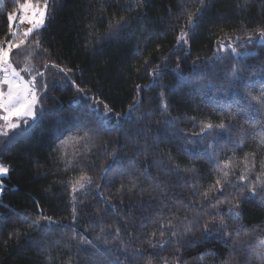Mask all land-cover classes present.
Listing matches in <instances>:
<instances>
[{
    "label": "trees",
    "instance_id": "obj_1",
    "mask_svg": "<svg viewBox=\"0 0 264 264\" xmlns=\"http://www.w3.org/2000/svg\"><path fill=\"white\" fill-rule=\"evenodd\" d=\"M240 2L217 0L212 11L201 20L189 45L184 47L176 46L178 26L185 19L178 17L181 4L191 7V0H147L144 15L133 25L132 34L87 48L84 47L89 31L86 24L97 15L99 0H61L52 9L55 18L43 32L50 58L72 68L69 75L85 92L94 94L114 112L128 115L119 119L113 116L91 145L84 164L102 187L87 192L73 223L69 181L80 175V169L63 171L64 165L56 163L53 149L58 137L70 135L78 119L91 114L92 102L82 99L63 74L51 70L50 84L54 77L59 83L50 87L49 95L55 99L46 103L52 108L59 102L57 114L44 116L32 125L27 135L0 146V162L10 169L3 177L4 192L0 195V264H67L69 258L72 264H148L150 256L154 257L151 264H163L161 257H166L169 264H176L175 242L164 249L142 243L159 227L160 210L168 214L164 205L187 203L191 196L194 177L170 164H179L181 169L195 167L202 177L201 190H206L215 179L210 159L212 150L207 145L215 143L221 160L232 156L234 150L242 158L245 152L255 149V143L249 137L242 148L235 149L236 132L250 131L248 122L258 121L264 115L249 112L244 99L245 85L254 94L264 89V45L254 43L238 48L239 56L217 51V40L226 34L240 35L245 28L264 26V0H252L246 11L237 8ZM16 10L14 0H1L0 38L8 31L6 13ZM127 15L136 16L137 12ZM27 26H19L18 34ZM106 31V23L97 29L98 35ZM145 60L149 63L145 64ZM156 65L161 66L156 69L159 76L154 78L150 73ZM229 106L236 113L231 131L217 130L206 134V138L192 136L199 132L201 122L216 124L226 119ZM185 134L193 143H188ZM105 143L118 150L116 158H111V151L105 155L102 146ZM67 151H73L71 144ZM166 153H171V161ZM102 166L110 170L103 173L101 180ZM36 202L55 222H43L45 227L30 231L19 246L15 240L5 245L10 231L26 228L21 222L22 214L27 212L35 217ZM240 211L235 227L251 230L255 226V235L264 234V205L258 198L244 200ZM195 215L194 211L187 212L188 219L194 222V231L180 240L183 261L220 264L206 254L226 256L224 238L219 233L205 236L195 230L200 227L194 221ZM185 226L186 222L178 225L181 231ZM80 236L92 244L78 243ZM159 239L157 233L156 240ZM30 241L40 242L47 251L32 250Z\"/></svg>",
    "mask_w": 264,
    "mask_h": 264
},
{
    "label": "snow or ice",
    "instance_id": "obj_2",
    "mask_svg": "<svg viewBox=\"0 0 264 264\" xmlns=\"http://www.w3.org/2000/svg\"><path fill=\"white\" fill-rule=\"evenodd\" d=\"M91 2V0H90ZM217 0H191L192 6L187 3L181 4L180 17L185 18L184 23L178 26L176 35V46L184 47L189 45L193 35L200 25L201 20L205 15L212 11ZM61 0H14L16 11L6 13L8 21V31L4 37L0 38V121L5 122V126L10 129H16L12 137L4 141L5 146L16 137L27 135L32 125L46 115H55L59 111L58 104L49 108L47 101L55 99L49 95L50 87L54 88L59 81L53 78L50 84L49 75L51 70L56 73L63 74L65 80L71 81L72 86L84 100H91L89 107L91 114L80 117L74 125V131L67 136L57 138L56 148L53 151L57 154L54 159L56 163H63V171L80 169V175L72 181H69L71 189V204H72V220L76 222L78 218V205L84 203V196L90 188L100 190L102 185L92 175H89L84 164V160L88 159V152L91 151V145L100 137L104 130V125L111 122L113 116L118 119L127 113H116L113 109L104 104L102 100L94 94L85 92L75 80L69 75L73 69L67 66H62V63H57L51 59V53L48 46H45L43 32L47 30L51 20L55 18L54 7L59 5ZM252 0H242L237 3V8L246 11L251 5ZM147 7V0H130L129 3H123L122 0H99L96 12L91 21L86 24L89 31L86 34L85 48L94 44L111 43L123 36L124 34H132L134 32L133 25L139 23L144 8ZM135 11L136 16H129L127 13ZM91 14V13H90ZM223 19V17H221ZM107 24V31L98 35V27ZM27 24L26 28L18 31L19 26ZM227 41V43H225ZM259 43L264 45V26H259L256 29L248 30L245 28L240 35H225L217 40L218 52H231L234 56H239L241 53L238 48ZM247 55L248 53H243ZM39 61L38 63H34ZM149 62L145 60V64ZM195 63V61H193ZM23 64L20 70H17L19 65ZM161 65H156V68L150 73L154 78L159 76L156 70ZM236 67V65H233ZM24 72L28 79H25ZM140 89V85L136 86ZM163 96V93H161ZM244 99L249 112L264 114V89L258 94L245 85ZM78 103V101H77ZM139 103V101H137ZM101 106L103 111L101 112ZM163 107L166 109L167 104ZM132 106H129V111ZM243 111V109H241ZM226 119H221L219 123L201 122L199 132L192 133V136L206 138V134L212 132H229L233 129L232 120L235 119L236 113H233L229 106L228 112L225 114ZM15 119L16 122H13ZM31 121V123H30ZM159 123V121H157ZM249 130L236 132L237 140L234 141L235 149L243 147L245 141L251 137L255 143L253 151L245 152L240 158L234 150L233 155L225 160H221L216 153L215 143H209L208 149H211L210 159L213 164V175L215 179L207 186L206 190H201L202 185L199 180L202 177L197 173L195 167L183 168L179 164L171 165L175 169L182 170L186 175L194 177L191 186V196L187 203L180 201L172 206L164 205L161 209V215L157 217L159 227L153 230L150 238L142 243H148L150 247H159L164 249L170 242H175L176 249L174 252V260L176 264H186L183 261L180 249L183 247L180 244L185 236L193 233V221L188 219L187 212L194 211L195 223L199 224L198 231H202L203 235L208 236L219 233L224 238L225 245L228 248L227 255L223 258L215 252H209L206 255L220 261V264H264V234L255 235V226L248 230L245 228H237L235 224L239 222L241 217L240 204L249 197H256L264 205V115L261 119L255 122H248ZM21 124L24 127H21ZM259 127V130H257ZM219 132L217 134H219ZM4 136H8L7 132H3ZM185 139L188 143H193L185 134ZM71 144L73 151L69 153L67 146ZM105 155L109 151L112 153L111 158L118 156V150L111 149L109 143L102 145ZM169 161L172 160L171 153H166ZM89 163H93L89 161ZM9 167L0 164V194L4 192L3 177L9 172ZM108 167H101L102 180L103 173L108 172ZM138 179V178H137ZM136 186L135 183L132 185ZM77 193H82L83 196L78 197ZM38 212L33 218L29 213L22 214V223L26 228L22 230L20 227L14 228L8 233V240L4 241L6 245L8 241L15 240L19 246L20 240L30 235V231H38L45 227L43 222L52 224L55 221L51 216L45 215L42 208H39V202H36ZM183 212L185 215L181 216ZM183 231L178 225L185 223ZM231 222V223H230ZM104 229H101L103 232ZM118 235L120 229L115 230ZM159 233V240H156ZM167 233V235H166ZM131 235V233H130ZM241 236L246 239H241ZM76 239V237H72ZM259 242L256 245V242ZM79 242L92 244V241L80 236ZM29 247L32 250L47 251L41 246L40 242L30 241ZM153 256L148 259V264H151ZM118 259V258H117ZM163 264H169L166 257H161ZM203 259V257H201ZM67 264H72L71 259Z\"/></svg>",
    "mask_w": 264,
    "mask_h": 264
},
{
    "label": "rangeland",
    "instance_id": "obj_3",
    "mask_svg": "<svg viewBox=\"0 0 264 264\" xmlns=\"http://www.w3.org/2000/svg\"><path fill=\"white\" fill-rule=\"evenodd\" d=\"M17 70L19 71L20 70V68L19 67H17ZM21 75H24L25 76V79H28V76L24 73V72H21ZM60 78H61V76H59ZM61 80V79H60ZM13 122H16L15 121V119H14V121ZM30 123H31V121H30ZM3 124H5V122L4 121H2L1 122V125H3ZM1 127V126H0ZM21 127H24V125L23 124H21ZM1 129H3V130H7V132L9 133V137H12L13 136V134L16 132V131H18V130H16V129H10V128H7L5 125L4 126H2L1 128H0V130ZM7 136H4L2 133H1V139L3 140V139H5ZM9 137H8V139H9ZM16 138H18V137H16ZM15 138V139H16ZM7 139V140H8ZM14 140V139H13ZM13 140H11V142L13 141ZM90 189H92V188H90ZM89 189V190H90ZM80 194H82V193H77V196H79ZM1 195V194H0Z\"/></svg>",
    "mask_w": 264,
    "mask_h": 264
},
{
    "label": "crops",
    "instance_id": "obj_4",
    "mask_svg": "<svg viewBox=\"0 0 264 264\" xmlns=\"http://www.w3.org/2000/svg\"><path fill=\"white\" fill-rule=\"evenodd\" d=\"M0 4H1V0H0ZM1 122H2V121H0V126L2 127V126H4L5 124L1 125ZM1 127H0V128H1ZM3 132H7V130H3V129L0 130V146H1L2 143H3L4 141H6V140L8 139V137H9V133L7 132V133H8V136H7L5 139L2 140V139H1V133L3 134ZM0 164H3V163L0 162Z\"/></svg>",
    "mask_w": 264,
    "mask_h": 264
},
{
    "label": "built area",
    "instance_id": "obj_5",
    "mask_svg": "<svg viewBox=\"0 0 264 264\" xmlns=\"http://www.w3.org/2000/svg\"><path fill=\"white\" fill-rule=\"evenodd\" d=\"M25 25V24H24ZM24 25H21V26H24Z\"/></svg>",
    "mask_w": 264,
    "mask_h": 264
}]
</instances>
